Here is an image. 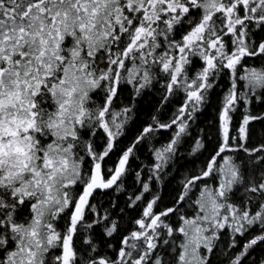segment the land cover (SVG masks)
<instances>
[{"label": "snow or ice", "instance_id": "snow-or-ice-1", "mask_svg": "<svg viewBox=\"0 0 264 264\" xmlns=\"http://www.w3.org/2000/svg\"><path fill=\"white\" fill-rule=\"evenodd\" d=\"M0 264H264V0H0Z\"/></svg>", "mask_w": 264, "mask_h": 264}]
</instances>
